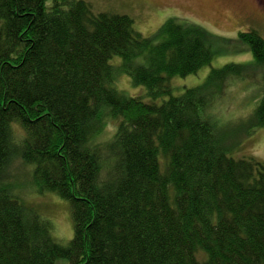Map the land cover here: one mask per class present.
<instances>
[{"label":"trees","instance_id":"trees-1","mask_svg":"<svg viewBox=\"0 0 264 264\" xmlns=\"http://www.w3.org/2000/svg\"><path fill=\"white\" fill-rule=\"evenodd\" d=\"M156 38L84 0H0V178L21 158L75 224L58 243L51 222L0 186V264H264V162L231 156L204 116L207 89L245 69H212L175 96L172 78L211 64L212 36L171 18ZM239 38L264 66V39ZM122 74L150 101L112 87ZM253 121L264 127V94Z\"/></svg>","mask_w":264,"mask_h":264},{"label":"rangeland","instance_id":"rangeland-1","mask_svg":"<svg viewBox=\"0 0 264 264\" xmlns=\"http://www.w3.org/2000/svg\"><path fill=\"white\" fill-rule=\"evenodd\" d=\"M84 1L92 6L95 13L131 17L137 32L157 41L161 40L156 38L157 34L171 18L197 25L208 32L212 36L215 54L211 64L195 74L172 78L174 95L183 94L186 88L205 84L212 69L229 63L241 65L244 73L228 77L221 83V89L214 85L207 89L210 104L204 116L216 126L231 156L236 159L252 157L264 162V127H257L253 121L254 110L264 94V66L254 60L249 45L239 38L240 32L256 31L264 39V0ZM122 62L120 56L111 60V64L117 67ZM142 63L143 58L136 60V64ZM112 87L128 96L150 101L147 87L135 84L129 75L118 76ZM113 127L100 137L101 141L112 135ZM13 128L19 139L26 136L19 122H14ZM0 186L9 188L14 195L23 198L27 206L51 222L52 235L58 243L67 245L73 239L75 224L70 203L55 192L38 193L33 184L32 165L16 158L0 178ZM199 256L205 258L202 253Z\"/></svg>","mask_w":264,"mask_h":264}]
</instances>
